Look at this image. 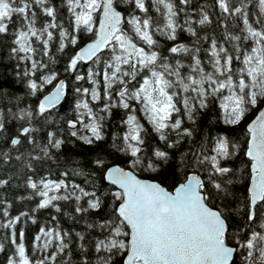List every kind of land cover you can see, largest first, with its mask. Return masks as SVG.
<instances>
[{"label": "snow or ice", "instance_id": "1", "mask_svg": "<svg viewBox=\"0 0 264 264\" xmlns=\"http://www.w3.org/2000/svg\"><path fill=\"white\" fill-rule=\"evenodd\" d=\"M82 38L60 78L57 53ZM249 117L243 145L203 131ZM66 148L82 155L33 178ZM12 160L34 205L13 215L0 177L4 264H264V0H0V168ZM43 210L27 247L17 226Z\"/></svg>", "mask_w": 264, "mask_h": 264}, {"label": "trees", "instance_id": "2", "mask_svg": "<svg viewBox=\"0 0 264 264\" xmlns=\"http://www.w3.org/2000/svg\"><path fill=\"white\" fill-rule=\"evenodd\" d=\"M67 13L64 12L62 13V18H64V24L67 26L68 21L66 19ZM209 32H216L217 34L220 32V28L218 27L217 24H213L211 29H208ZM88 40L87 38H82L81 43L76 47L72 48L71 46L65 50V54H60L57 53V55L60 57V61L57 64V70L61 72L60 78L62 79H67V74L63 73V67L68 59V56L74 55L75 52L79 47L87 43ZM207 46V45H205ZM91 63L84 65L83 68L81 69V72L86 71L87 67L90 66ZM74 83V81H70ZM83 86L85 87H90L89 84L86 82H81ZM7 87V86H6ZM51 87V86H50ZM14 91H16L18 94L22 92L19 86H15L13 88ZM66 101H70L74 104V99L69 93L68 97H66ZM34 102V101H33ZM63 107L60 109V115H68L69 117L72 115V109L69 107L68 102H62ZM122 115L121 112L117 111L114 112L113 119L109 122V127L107 131L109 134L113 132H118L122 131L123 129L119 125V117ZM214 118V117H213ZM252 117H249L245 123H243L241 126L233 128V129H224L222 125L218 127H213V126H206L203 128V131L205 134L209 135H216L218 132L223 129L224 131H227L230 135L233 136V138H238V140L241 142V144H244L245 141V125L248 121H250ZM58 119V117L56 118ZM146 124V121H143ZM147 126V125H146ZM36 127L39 129L41 128V124H36ZM13 127V131H14ZM53 130L52 128H43L37 133V137L41 143L45 142V137H46V132ZM28 145L25 144V149H28ZM82 154L77 153L76 149L72 148H66L64 150V155L63 157L58 156L57 160L55 163L52 161H48L45 163L43 166L40 165H34L35 169V175L33 176L34 179L38 178L39 176H49L50 178H58L60 177V173L65 170L66 167H68L72 161L77 160L80 158ZM241 158L246 159L243 157V153H241ZM109 159L114 162V163H121L120 160H118L116 157H109ZM240 167H243V164H240V162H237ZM49 168L51 169V173H49ZM25 173L31 175L32 173L29 172L27 168H24L20 162H17L15 160L10 161L7 165H4L3 168H0V177L6 178L7 176H12V182L11 186H9L6 190H3L5 193V196L8 200L13 202V208L11 209V212L13 215H17L20 211L26 210V208H31L34 205V202H21L16 199L18 195L24 192V189L22 187H16L17 185H22L24 180L27 178ZM143 178L146 179H155V177L149 176L148 174H143ZM69 179H74L77 183H81L82 186L84 185V178L81 176H69ZM105 186H107L106 182H103ZM50 214H55L52 212V210H43L40 213L37 214L38 222L37 224L33 225L31 222H27L25 224H21L17 226V230L19 228L23 227L25 230L26 238H25V243L27 247H30L33 238L35 234L38 232L39 227L48 219H50ZM60 223L65 229H72L74 228L75 230L79 231L83 228V225H75L71 223L66 217H61L60 218ZM0 264H4V254L0 253ZM119 264V262H118Z\"/></svg>", "mask_w": 264, "mask_h": 264}, {"label": "water", "instance_id": "3", "mask_svg": "<svg viewBox=\"0 0 264 264\" xmlns=\"http://www.w3.org/2000/svg\"><path fill=\"white\" fill-rule=\"evenodd\" d=\"M85 44H86V43H85ZM85 44H84V45H85ZM84 45H82L81 47H83ZM78 49H79V48H78ZM78 49H77V50H78ZM89 63H91V62H89ZM89 63H88V64H89ZM86 65H87V64H86ZM248 122H250V121H248ZM248 122H247V123H248ZM245 129H246V125H245ZM105 182H106V181H105ZM106 183H107V182H106Z\"/></svg>", "mask_w": 264, "mask_h": 264}]
</instances>
